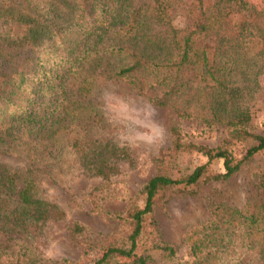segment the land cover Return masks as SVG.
<instances>
[{
    "label": "trees",
    "instance_id": "1",
    "mask_svg": "<svg viewBox=\"0 0 264 264\" xmlns=\"http://www.w3.org/2000/svg\"><path fill=\"white\" fill-rule=\"evenodd\" d=\"M260 1L0 0V156L21 162L0 159V264H82L90 251L97 254L88 264H264V199L214 205L181 235L189 259L177 257L154 217L156 205L195 195L264 153V134L250 124L264 70ZM115 82L201 132L221 134L208 145L170 125L155 172L120 210L99 209L96 198L122 164H132L131 152L95 136L103 121L90 107L96 88ZM75 170L100 179L89 192L92 209L117 229L81 241L76 260L43 259V226L63 210L41 195L38 181ZM254 185L264 194V160ZM69 231L87 228L73 221Z\"/></svg>",
    "mask_w": 264,
    "mask_h": 264
},
{
    "label": "rangeland",
    "instance_id": "2",
    "mask_svg": "<svg viewBox=\"0 0 264 264\" xmlns=\"http://www.w3.org/2000/svg\"><path fill=\"white\" fill-rule=\"evenodd\" d=\"M249 1L257 5L262 3L260 0ZM173 24L181 27L183 19L177 16ZM258 83V91L251 104L250 124L254 132L264 134V70L258 76ZM91 99L90 107L98 112L103 121V126L95 129V136H105L118 144H125L132 157V164H122L121 171L104 183L102 193L96 198L99 209L120 210L125 199L155 172V156L170 143V125L179 127L197 142L208 145L216 143L221 136L217 130L201 132L200 127L191 120H177L164 108L150 104L120 82L98 86ZM0 159L11 166L21 163L9 156L1 155ZM263 160L264 153L257 154L226 180L208 182L201 185L195 195L174 196L155 206L154 217L159 233L163 240L175 246L177 257L190 258L188 247L181 242V235L190 227L204 222L214 205L223 203L241 207L246 200L264 199V194L254 185ZM213 168L221 170L219 160L213 161ZM38 182L41 195L63 210L62 218L48 220L43 226L40 249L43 259L76 260L80 257L81 241H99L117 229L115 221L92 209L89 192L101 184L98 177L75 170L56 174L55 180L44 176ZM73 221L84 225L86 233L71 235L69 226ZM96 254V251H90L81 263L88 264Z\"/></svg>",
    "mask_w": 264,
    "mask_h": 264
}]
</instances>
